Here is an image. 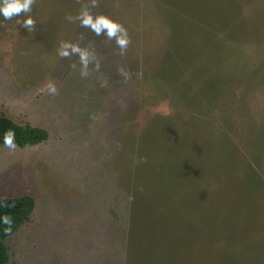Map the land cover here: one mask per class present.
Listing matches in <instances>:
<instances>
[{
    "label": "rangeland",
    "instance_id": "1",
    "mask_svg": "<svg viewBox=\"0 0 264 264\" xmlns=\"http://www.w3.org/2000/svg\"><path fill=\"white\" fill-rule=\"evenodd\" d=\"M91 4L34 0L30 31L0 17V114L48 132L0 143V196L35 200L9 264H264V0ZM85 8L128 46L66 19ZM62 42L94 53L86 77ZM99 168L129 206L92 235L72 183Z\"/></svg>",
    "mask_w": 264,
    "mask_h": 264
},
{
    "label": "clouds",
    "instance_id": "2",
    "mask_svg": "<svg viewBox=\"0 0 264 264\" xmlns=\"http://www.w3.org/2000/svg\"><path fill=\"white\" fill-rule=\"evenodd\" d=\"M34 0H0V17L4 20H11L13 17H20L21 14H25L23 19H17L16 23L21 25L27 31L33 30L35 27V20L31 15H27L31 12L32 4ZM97 0H92V7H95ZM66 19L69 22L78 20L82 27L90 28L96 35L102 33L107 36L109 40H115L116 45L121 49H125L129 44V38L127 30L118 22L110 19L104 15H97L93 17L90 12L85 8L76 16L67 15ZM58 55L61 57H69L77 55L81 64V77L88 75V65L94 59V53L87 49H82L79 45L62 42L60 44ZM98 67V65H97ZM49 93L56 94L57 88L54 84L49 83L47 85ZM14 132L8 130L4 133V144L5 146L12 148L14 147ZM0 224L6 225V232L11 231L12 219L8 215L0 216Z\"/></svg>",
    "mask_w": 264,
    "mask_h": 264
},
{
    "label": "trees",
    "instance_id": "3",
    "mask_svg": "<svg viewBox=\"0 0 264 264\" xmlns=\"http://www.w3.org/2000/svg\"><path fill=\"white\" fill-rule=\"evenodd\" d=\"M14 132L13 143L20 147H29L48 138V132L41 126L28 122H16L10 117L0 114V143L4 144V133ZM35 206V200L30 194L0 196V216L8 215L12 219L11 231L6 232V225L0 224V264H9V253L5 239L24 222H26Z\"/></svg>",
    "mask_w": 264,
    "mask_h": 264
},
{
    "label": "crops",
    "instance_id": "4",
    "mask_svg": "<svg viewBox=\"0 0 264 264\" xmlns=\"http://www.w3.org/2000/svg\"><path fill=\"white\" fill-rule=\"evenodd\" d=\"M90 173H86L83 175L84 179L73 180V187L82 193L83 198H85L87 203V209L83 208V215L86 221V227L93 228L92 235H95L99 228L106 229H114V228H122L124 229L122 223L121 224H112L111 219H115L114 217H110L109 213H113L117 217L121 218L122 213L129 206L128 201L124 203L123 198H121V194H117V187L115 185L114 179H109V177L105 176L101 172L99 168L96 173L92 174V179H90ZM104 189V190H103ZM117 197L118 199L115 203H118L117 211L109 210V208L113 207L108 205V203L112 202V197ZM35 207V206H34ZM76 207H72V211L74 212ZM67 213L69 217L66 220L67 227L71 226V205L68 206ZM109 220V221H108ZM128 220V214L126 217V222ZM108 224V225H107ZM69 229V227H68ZM67 229V230H68ZM70 244V242H69Z\"/></svg>",
    "mask_w": 264,
    "mask_h": 264
}]
</instances>
